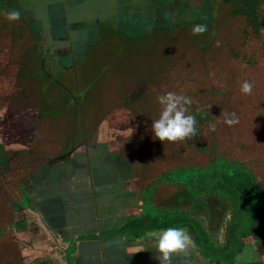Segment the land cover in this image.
Instances as JSON below:
<instances>
[{"label": "flooded vegetation", "instance_id": "af4514ba", "mask_svg": "<svg viewBox=\"0 0 264 264\" xmlns=\"http://www.w3.org/2000/svg\"><path fill=\"white\" fill-rule=\"evenodd\" d=\"M241 2L242 0H223L220 8L223 15L213 23L211 32H205L203 39L199 35L194 36V43L198 48L214 46L216 39L218 38L217 42L221 39L225 45L226 59H222L225 67H217L219 69L217 71L219 73L223 71L229 83L228 87H225V90L210 87L198 93L203 94L202 101H193L189 109V114L196 117V136L170 149L168 157V149L159 151L164 156L160 159L163 162L159 167L156 165L151 167L148 164L150 158H147L146 171L144 168L138 171V175L143 174V177L131 181L121 174L119 182L124 186L119 187V190L117 187L114 188L112 195L109 196L112 200L118 198V201H121L113 206V210L122 214L127 212L130 217L124 227L102 233L101 237L143 236L169 227L184 228L194 241L200 256L208 264H264V159H262L264 145L260 149L256 148L257 152L250 153L248 149L253 147L247 143L242 146L228 144L230 128L223 123L226 113L235 112L239 122H244L248 127L254 126L260 135H264V0H255L254 5ZM8 23L7 18L0 21V89L6 75V65L9 61L7 59L16 57L24 40L23 27L21 25L10 27ZM221 42L219 46L216 43L214 52L219 51ZM233 50L238 52L236 57H243L242 61L248 64V68H238L236 64H231L228 55ZM250 52L253 54L250 55ZM9 54L12 56L9 57ZM193 58L197 59L194 54ZM242 71L247 74L243 77L244 80L233 81L236 78L240 79L236 74ZM255 71H258L260 80L256 79ZM244 81L253 85L251 95L241 92ZM176 93L183 95V90L179 89ZM225 93L224 101L220 99V95ZM196 94L197 90L192 91L189 97ZM64 98L60 101L53 99L46 101L42 120L48 118L52 124L55 123L56 128L52 129L51 134L57 135L59 139L61 136L63 139L65 137L66 144L74 124L75 109L70 98L65 96ZM208 98L213 102H209ZM228 100L233 106L226 110L220 101L224 104ZM150 102L152 104L151 99L146 100L147 104ZM82 106L78 109V116L84 122L81 126L79 121L80 139L79 141L76 139L80 145L84 139L86 140L87 134L85 117L80 113L83 110ZM160 111L161 107L149 120L157 119ZM250 118L254 123H249ZM8 120V105L1 94L0 197L4 194L10 197L12 191L16 189L13 194L20 193L22 204L28 211H36L38 206L36 207L34 198L53 197L50 188L52 183L59 186L84 184L86 189L88 187L92 192L94 190L92 187L100 184L97 174H100V167L106 156L102 153L103 149H99L100 156H95L96 159L99 158L95 165L87 163L93 153L83 145L80 149H61L47 157H38L36 153L39 150L36 148L12 153L7 151L6 143L11 139L19 143L21 134L13 135L14 131L8 127L14 124L17 129L20 123L18 120L21 119L17 116L12 117L11 124L7 127ZM210 125H215V131H210ZM34 155L40 159L39 167L35 169L32 167L37 160ZM105 158L111 160L108 156ZM81 159L83 162H79V168L70 166ZM251 166L258 170H252ZM86 174L88 177L85 178ZM9 177L14 178L9 180ZM23 177L28 181L26 187H21ZM14 183L15 188L12 190ZM86 189L84 187L81 193ZM71 190L76 189L69 188V191ZM142 219L143 225L139 227H132L129 224L131 220ZM6 223L9 225L10 221L5 220L3 227H0L3 233L8 228L18 229L15 223L9 226H6ZM49 237L53 240L51 253L60 257L64 264H70L75 255V246L84 238L78 237L74 246L71 243L61 245L63 243H60L53 234Z\"/></svg>", "mask_w": 264, "mask_h": 264}, {"label": "water", "instance_id": "95a60500", "mask_svg": "<svg viewBox=\"0 0 264 264\" xmlns=\"http://www.w3.org/2000/svg\"><path fill=\"white\" fill-rule=\"evenodd\" d=\"M101 2L106 0H44L40 5L35 0H0V21L6 18V12L17 10L21 14L20 19L9 21L8 26L21 25L24 29V40L18 54L16 57L9 54V57H12L7 59L9 61L6 65L7 70L9 66L13 67L11 74L16 78L15 85L21 82L19 90L23 102L27 104L33 101L35 104L34 119H36L31 120L32 125L27 120L22 123L24 128L26 125L33 127L30 131H22V147L48 149L49 145L52 146L56 135L51 134L50 131L47 133V129L46 132L42 129L48 120V118L42 120L43 109L46 101L52 99L60 101L65 99L64 96L70 98L75 109L74 124L62 149H80L82 145L88 150L91 149L93 154L87 163L92 165L99 162V158L95 157L100 156L99 149H103L102 153L111 160H106V156L103 158L100 174H97L100 184L92 187L93 192L88 187L86 189L84 184L59 186L52 183L50 188L53 197H43L42 202L47 203L39 202L36 207L38 206V209L46 214L49 211L68 212V210L75 213L74 210L81 211V207L85 206L87 213L84 220L87 226L79 232L72 226L69 230L66 228L67 223L73 224V212L55 218L44 217L53 236L63 243L61 245L71 243L75 246V240L84 237L75 246L72 264H158L154 258L157 254L155 242L162 231L147 233L141 237L132 235L101 237L103 231L105 233L122 228L129 217L127 212L122 214L113 210V206L121 201H118V198L112 200L109 196L112 195L114 188L117 187L119 190V187L124 186L119 182L121 174L122 177L134 181L139 177L136 172L146 169L147 165L142 159L126 158L120 152L112 153L105 150L107 148L103 143L98 142L96 137L101 124L104 123L100 118L93 120L90 116L89 120L85 119L86 140H83V144H78L76 141L80 139L78 124L81 121L82 126L84 122L78 116V109L83 105L96 82L85 84L80 89L77 68L84 63L86 57H90L92 52L96 51L95 48H98L101 42H109L120 47L135 45L137 49H141V45L159 31L183 30V21L185 26L186 23L191 26L206 24L207 28H212L213 23L219 18L223 0H108V7L100 5ZM71 83L72 88H68ZM148 90L146 80H136L132 88L124 93L121 105L126 108L136 104L147 96ZM126 121L128 120H124L123 123L126 124ZM10 130L15 132L16 126H12ZM44 137L45 142H43ZM57 140L56 137L55 142ZM9 143H11L9 146L16 145L12 139ZM125 145L117 149H126ZM157 145L158 139L153 138L150 142L153 152V148L155 146L157 148ZM9 146L7 149H11ZM79 162L82 163L83 160H77L70 166L79 168ZM132 162L137 164L133 167ZM95 170L94 167V173ZM13 178L9 177V180ZM22 180L21 187H26L28 185L26 177ZM74 187L76 190L69 191V188ZM84 187L86 190L81 193ZM14 188L15 183L12 190ZM62 192L68 193L70 198L62 199L59 196ZM56 196L59 198L56 199ZM59 199L64 202L61 201L60 205H57ZM10 203L14 204V202L7 204ZM108 212L112 215L108 216ZM91 235L96 238H89L88 236ZM171 264H207V262L201 258L194 246H190L186 253L173 255Z\"/></svg>", "mask_w": 264, "mask_h": 264}, {"label": "rangeland", "instance_id": "374dc122", "mask_svg": "<svg viewBox=\"0 0 264 264\" xmlns=\"http://www.w3.org/2000/svg\"><path fill=\"white\" fill-rule=\"evenodd\" d=\"M35 1L38 2L39 5L44 2V0ZM107 1L108 0H106V2H101L100 5L108 7ZM222 15L220 9L219 16L221 17ZM184 26L185 21L182 22L183 30L177 29L174 32H157L150 40L148 39L145 44L141 45V49H137L135 45L132 47H120L118 45L109 44V42H101L98 44V48H95L96 51L92 52L93 54H91L90 57H86L84 63L77 68L79 72L78 83L80 89L83 88L85 84L89 85L92 81L96 82L93 90L89 92L84 100L82 106L83 110H81L80 113L81 116H84L87 120H89L91 116L93 120L100 118L101 121H104L96 137H98V142L103 143L107 148L105 150L122 148L125 143H127V145H125L126 149H117L121 155L123 154V157L142 159L145 163L146 159L150 158L148 159L149 162L147 161L148 164L151 167L154 165L159 167L161 162H163V160L160 161V159H162L161 157L164 158V156H162L160 152H156L168 149V157L170 155V149H174V147L178 145L176 143L167 142L163 144L158 140L157 148L156 146L153 148L154 152L151 150L150 142L155 136L152 131V121L149 119L153 118L155 115L154 113L157 114L160 110L161 106L158 101L156 102L157 96L169 91L176 93L179 89H182L183 95L189 97L190 92L197 90L195 96L191 95L192 102L197 100L202 101L203 94L198 93L205 91V88L215 87L225 90V87H228L229 83L223 71L220 73L217 71L219 70L217 67H225L222 61L226 56L224 51L225 45L221 42V39L218 41L221 42L218 52H214L215 50L213 51L218 38L216 42H214V46L198 48L194 43L195 35L192 34L193 26L187 23L186 26ZM208 32H211V28H207L206 33ZM199 37L203 39L204 35H199ZM237 40L239 42V39ZM231 52L228 58L230 62L232 61V65L236 64L238 68L249 67L246 62L242 61V56L236 57L238 54L236 50ZM251 53L253 54V52H250V55H252ZM193 54L197 59L194 60ZM256 66L258 67L259 64H256ZM11 71L10 73L8 71L7 75H4L0 96L1 94L4 95L6 104L8 105L9 120L7 122V127L11 124L10 120L12 117L17 116L18 119H21L18 120L20 121L19 127L13 132L14 135V133L22 134V131H30L33 128L28 125L24 128L22 123L27 120L29 124L32 125L31 120H34L35 104L33 101L27 104L23 102L19 90L21 82H17L15 85L16 78L15 76L13 77ZM255 72V74H257L258 71ZM230 73L234 74L233 72ZM9 74L11 75L9 76ZM246 75L247 74L242 71L240 74H236L240 79L236 78L233 81L237 80L242 82L244 80L243 77ZM139 79L146 80V86L149 89L146 93L147 96L136 104L124 108V106L121 105L124 93L131 89L136 80ZM256 79L260 80L258 74ZM68 86V88H72V83ZM255 88H257V90L260 89L259 87H254V89ZM204 95L209 94L204 93ZM220 97V99H226V93L221 94ZM149 99H151L152 104L151 102L148 104L146 103V100ZM208 101L211 103L213 102L210 98H208ZM220 103L226 110L233 106L230 104V100L226 101L224 104H222L221 101ZM124 120H128L126 124L123 123ZM249 123H254L251 122V118L249 119ZM123 125L125 126L124 129ZM129 128L133 129L132 134L127 131ZM229 128L228 144L231 143L230 145L240 146V142H246L248 146L253 147V149H248L250 153L253 151L257 152L258 149L261 148L263 138L259 134L258 129L254 126H245V123L241 121L234 126H229ZM18 141L19 143L17 146L21 149H26L21 146L23 145V140L18 139ZM10 144L9 142L6 143L7 146ZM262 159H264V157ZM132 163L133 167L135 166L134 164H137L135 162ZM141 177H143V174L141 176L139 175V178ZM114 209L117 210L116 208ZM15 218L14 214H12L6 221L14 222ZM160 231H152L151 233ZM88 237L94 239L93 235ZM47 247L50 248L51 243L48 244ZM194 248L198 252L195 245ZM72 263L73 262L70 260V264Z\"/></svg>", "mask_w": 264, "mask_h": 264}, {"label": "crops", "instance_id": "0c3cea01", "mask_svg": "<svg viewBox=\"0 0 264 264\" xmlns=\"http://www.w3.org/2000/svg\"><path fill=\"white\" fill-rule=\"evenodd\" d=\"M12 69L13 67L9 66V69L8 70L6 69L5 74L8 71L10 73ZM12 126H14V124H11V126L8 127V129H11ZM55 128L56 125L52 124L49 120H47L42 129H44V132H46L45 129H47V133H49V131L51 133L52 129L55 130ZM261 136L263 138V142L261 145H264V135L261 134ZM55 138L53 140L52 146L49 145L48 149H38L39 151H37L36 155H38V157H47V155L52 156L51 154L61 151V149L65 145L64 143L65 137L64 139L62 136L60 139L57 137L58 140L56 142H55ZM43 142H45V137ZM17 144L18 143H16V145L14 146H9V148L11 149H7V151L14 153L18 151L30 150V149H19ZM240 144H241L240 146H242L246 144V142L244 143L240 142ZM111 152L117 153L119 151L114 149ZM36 159L37 160H35V163L32 166L34 169L39 167L40 164V159L37 158V156ZM250 168L252 170L254 169L258 170V168L252 166ZM15 192L16 189L12 191L10 197H8V195L6 194L0 197V227H3V223L5 222V220H7L8 217H11V215L14 214L16 218L14 222H10L9 225L11 224L13 225V223H15V225L18 228V229L14 228L12 230L8 228L7 229L8 231L6 230L7 233L6 232L3 233L2 232L3 230L2 231L0 230V264H64L60 257H57L56 255H53L51 253L53 249L52 246L53 240L49 237V235H52L53 232L49 230L48 226L45 223L44 217L49 219V218H55L56 216L60 217L61 214L62 215L65 214L66 216L67 214L73 211H69V210L68 212L49 211L46 214L42 213L43 211H40V209H36V211H28L26 206L22 204L23 200L22 197L19 195L20 193L13 194ZM59 196L62 199L70 198L69 197L70 195L66 192L59 193ZM59 196H56V199H58ZM59 200L60 201L57 202V205H60L61 201L64 202L61 199ZM33 201L36 202L37 204L39 202H42L43 198L37 197L36 199L34 198ZM8 202H14V204L11 203L7 204ZM80 210L81 211L74 210L75 213L73 212L74 214L72 217L73 224H70V222L68 221L69 223H67L66 225L68 226L66 227L68 228V230L70 229V226H72L73 228H76L77 232H79L80 230H82L84 227L87 226L84 220V216L86 215L87 210L85 209V206L81 207ZM89 213L91 212L89 211ZM95 214L97 215L98 213ZM107 215L111 216L112 213L108 212ZM97 217L99 219V216ZM131 218H135V217H131ZM128 219L129 218H127V220ZM95 224L98 223L95 222ZM7 225L8 223H6V226ZM2 237L4 238L2 239ZM50 243H51V247L48 248L47 245Z\"/></svg>", "mask_w": 264, "mask_h": 264}, {"label": "clouds", "instance_id": "9594fccd", "mask_svg": "<svg viewBox=\"0 0 264 264\" xmlns=\"http://www.w3.org/2000/svg\"><path fill=\"white\" fill-rule=\"evenodd\" d=\"M20 15L17 10L5 13L6 18L12 22L18 21ZM205 32L206 24L193 25V35L202 36ZM252 89L253 85L248 81L241 85V92L245 95H251ZM156 99L161 106L159 117L152 121V131L156 139L163 144L165 142L180 144L196 136V117L189 114L191 97L169 91L158 95ZM223 123L230 127L234 126L239 123V117L235 112L226 113ZM127 131L132 134L133 129L129 128ZM210 131H215V125H210ZM190 246H194V241L186 229L169 227L162 230L155 242L157 254L154 258L158 264H171L173 255L186 253Z\"/></svg>", "mask_w": 264, "mask_h": 264}, {"label": "trees", "instance_id": "16d2710c", "mask_svg": "<svg viewBox=\"0 0 264 264\" xmlns=\"http://www.w3.org/2000/svg\"><path fill=\"white\" fill-rule=\"evenodd\" d=\"M224 1H226V0H224ZM254 1H255V0H242L241 3L246 2V4H248V5L251 4V3L254 5ZM248 5H247V6H248ZM248 7L252 8L253 6H248ZM43 203L46 204L47 202H42V204H43ZM51 206H52V205H51ZM52 207H53V206H52ZM142 222H143V219L140 220V221H137V220H131L129 224H131L132 227H135V226H136V227H139L140 225H143ZM126 224H127V223H126ZM126 224H125V225H126ZM125 225H124V226H125ZM124 226H122V227H124ZM54 237H55V236H54ZM93 237H94V236H93ZM139 237H141V236H139ZM94 238H95V237H94Z\"/></svg>", "mask_w": 264, "mask_h": 264}]
</instances>
